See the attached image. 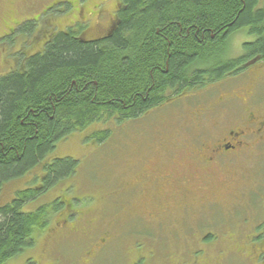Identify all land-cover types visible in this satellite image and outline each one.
<instances>
[{"label": "trees", "instance_id": "1", "mask_svg": "<svg viewBox=\"0 0 264 264\" xmlns=\"http://www.w3.org/2000/svg\"><path fill=\"white\" fill-rule=\"evenodd\" d=\"M259 2L121 0L106 36L88 39L82 28L69 27L53 32L41 52H20L15 69L0 77V198L6 184L41 171L0 203V264L35 244L50 210L63 209L57 200L23 210L75 173L76 158L50 155L60 141L96 122L137 120L174 97L241 73L248 61H264ZM243 27L257 39L232 56V35ZM110 136L104 129L87 138L102 144Z\"/></svg>", "mask_w": 264, "mask_h": 264}, {"label": "rangeland", "instance_id": "2", "mask_svg": "<svg viewBox=\"0 0 264 264\" xmlns=\"http://www.w3.org/2000/svg\"><path fill=\"white\" fill-rule=\"evenodd\" d=\"M116 2L119 0H0V77L15 69L21 51L27 55L41 52L53 32L72 27L82 28L88 39L106 36L116 14ZM259 6H264V0H260ZM29 21L32 23L27 25L28 30L13 32L17 25ZM256 39L249 27L235 31L231 40L232 56L244 53V43ZM262 65L264 67V61ZM233 76L235 78L226 77L220 83H210L174 97L137 120L121 121L116 117L96 122L60 141L50 155L76 158L79 164L75 173L30 201L23 210L35 211L57 200L64 202L63 209L50 210L45 232L36 230L33 235L36 243L6 264H264V237H257L258 232L264 233V154H260L258 148L241 164L247 184L245 193L239 196L233 190L219 195L217 198L223 207L215 209L205 219L206 225L215 227H205L203 221L200 229L193 227L190 233L169 236L144 232L141 234L146 237L131 236L136 245H105L102 251H94L90 240L83 235L63 237L56 242L46 236L50 225L55 226L59 218L64 219L59 230L73 229L77 223L81 226L80 218L84 213L99 219L105 217L103 226L108 223L115 212L112 192L128 176L127 168L139 161L138 156L128 153L145 147L153 134H172L177 125H192L189 120L194 119L196 109L207 107L215 95L226 94V89L236 90L233 87L243 83L246 74ZM256 91L258 105L263 106L264 76ZM232 108L241 111V106ZM207 126L210 127L208 121ZM104 129L111 130V136L104 143L87 138L90 132ZM40 169L41 166L24 178L6 184L0 203L10 201L15 190L32 183ZM254 184L256 192L247 196ZM234 196L240 197L236 207L232 206ZM115 226L121 233L124 226Z\"/></svg>", "mask_w": 264, "mask_h": 264}, {"label": "flooded vegetation", "instance_id": "3", "mask_svg": "<svg viewBox=\"0 0 264 264\" xmlns=\"http://www.w3.org/2000/svg\"><path fill=\"white\" fill-rule=\"evenodd\" d=\"M115 19L116 14L111 24ZM247 63L239 73L246 74L244 82L233 87L236 90L226 89V94L215 95L207 107L196 109L194 119H188L192 125H177L173 135L153 134L145 147L128 153L138 156L139 161L127 168L128 176L112 192L115 212L108 223L103 226L105 217L84 213L80 218L84 226L77 223L73 229L59 230L64 222L59 218L55 226L50 225L46 236L56 242L83 235L94 251H102L105 245H136L131 236L146 237L141 234L144 232L170 236L190 233L193 227H215L206 225L205 219L223 207L217 197L233 190L239 196L244 194L247 184L242 161L257 148L264 154V105H258L256 91L264 76L263 60ZM232 106H241V111ZM252 191L256 192L255 184L247 196ZM239 196L232 198L233 207L238 205ZM115 224L124 226L121 233Z\"/></svg>", "mask_w": 264, "mask_h": 264}]
</instances>
